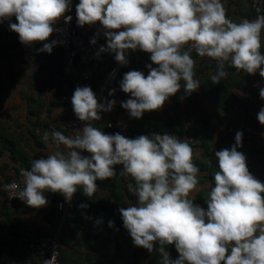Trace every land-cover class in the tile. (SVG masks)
<instances>
[{
  "label": "clouds",
  "instance_id": "clouds-1",
  "mask_svg": "<svg viewBox=\"0 0 264 264\" xmlns=\"http://www.w3.org/2000/svg\"><path fill=\"white\" fill-rule=\"evenodd\" d=\"M71 11L72 0H0V24L7 21L25 47L41 43L39 51L52 54L59 41L48 42L49 38L61 21L71 22L66 15ZM75 11L79 27L102 26L106 46L99 47L97 58L109 53L127 66L129 50L150 54L147 76L132 70L119 84L131 97L121 106L134 119L161 109L182 87L186 95L200 88L193 50L216 61L217 70L210 77L213 84L228 76L226 66L264 78V15L234 22L222 0H79ZM100 35L97 32L90 42L95 45ZM109 95L114 96L115 89ZM259 95L264 100V87ZM71 102L83 129L74 136L45 132L44 143L51 139L65 150L33 160L28 170H22L20 184H7V190L37 209L48 204L45 192L59 193L71 202L82 190L91 199L97 181L115 178V166L120 165L119 175L132 178L134 183L127 187L137 198L135 204L119 209L123 226L134 246L160 254V264H264V183L250 173L246 156L237 150L242 132L236 133L230 150L215 152L219 170L213 174L215 186L205 210L190 198L200 183V169L193 163L187 140L170 134L135 139L105 134L94 122L116 101L99 103L87 86L77 87ZM257 119L264 125V107ZM172 245L179 253L176 259L167 251ZM56 254L46 264H55Z\"/></svg>",
  "mask_w": 264,
  "mask_h": 264
},
{
  "label": "crops",
  "instance_id": "crops-1",
  "mask_svg": "<svg viewBox=\"0 0 264 264\" xmlns=\"http://www.w3.org/2000/svg\"><path fill=\"white\" fill-rule=\"evenodd\" d=\"M74 3L76 7L79 0H74ZM222 3L228 18L237 23L264 15V10L261 14L254 13L243 0H222ZM12 22L17 21L13 18ZM72 30L89 43L97 32L101 33L99 39L103 35L99 23L79 27L76 17ZM41 47V43L25 47L20 43L18 34L10 30L7 21L0 24V123L4 126L5 134L17 139L21 137L17 148L22 149L31 161L46 158L52 153L45 143L38 146L30 136L28 130L34 121H44L65 129V123H69L72 118L66 108L58 103L59 97L56 96V87L65 85L58 71L62 65L61 50L56 46L52 54H48L40 52ZM261 51L264 53V36ZM191 55L196 60L195 78L200 80V88L186 95L182 87L161 109L145 112L142 119L129 116V120L131 128L137 131L145 128L175 130L192 132L201 137V148L193 150V163L200 169V183L190 193V198L194 204L207 210L206 200L215 186L213 174L219 170L215 152L225 148L230 150L235 145L233 136L226 130L229 125L252 126V133L237 150L246 156L250 173L264 183V125L257 119L258 112L264 107V100L259 95L260 87H264V78L259 73L249 75L226 66L228 76L219 84H213L210 77L217 70L216 61L208 62ZM127 56L129 64L119 65L117 69L115 85L118 87L125 73L136 70L147 76V65L152 64L150 54L140 50L130 51ZM114 62L112 54L103 53L100 71H107ZM152 66L156 67L154 64ZM66 69L72 75L71 79L76 80L78 72ZM111 91L109 88L103 89L101 84L99 92L102 93V103L114 99L116 104L111 111L100 114L102 119L95 123L98 126H102L105 120L117 112L125 110L121 102L131 98L121 89L114 96L109 95ZM104 133L110 135L107 131ZM75 134L65 132L66 136ZM60 150L65 149L61 146ZM83 155L90 156L87 152H83ZM22 170H28V167L19 160H11L10 151L4 149L0 156V185L11 181L20 184ZM115 171V178L97 181L98 190L91 199L80 191L75 207L66 209L65 216L67 214L69 222L65 225L55 221L56 202L61 194L45 192L48 204L37 209L21 200L8 203L0 191V264H17L26 246V234H31L33 238L48 236L53 231L52 223L56 225L55 231L66 242L61 243L59 264H160V254L134 246L129 232L123 226L119 209L135 204L137 198L127 187L129 183H134L132 178L119 175L122 171L120 165L115 166ZM83 204L88 207L82 208ZM76 215L82 222V229L74 221ZM97 220L102 223L97 225ZM110 221L112 227L109 226ZM167 251L173 259L179 255L174 245L168 246Z\"/></svg>",
  "mask_w": 264,
  "mask_h": 264
},
{
  "label": "built area",
  "instance_id": "built-area-1",
  "mask_svg": "<svg viewBox=\"0 0 264 264\" xmlns=\"http://www.w3.org/2000/svg\"><path fill=\"white\" fill-rule=\"evenodd\" d=\"M243 1L247 2L251 10L256 14H261L264 10V0ZM66 15H70L72 17L71 22L65 23L61 21L59 24H57L56 28L58 29V31L49 38L48 42H51V40L59 41L57 46L61 49L62 64L65 67L74 69L76 63L80 65V71L77 74V79L68 89V92L60 97V101L63 102L64 105L72 106V96L77 87L87 86L93 90L92 80L96 73V69L101 57L100 55L99 58H97L96 53L101 45H106V38L102 35V37L97 41V43L93 45L92 43H88L82 36L73 32L72 26L76 17L74 0H72V11L66 13ZM130 51L131 50H129V52ZM191 54L208 62L215 61L208 57H199L194 50ZM119 65L120 64L117 63V65L114 66L106 74L104 80L102 81L103 89L109 88L111 90L115 89V92L120 91V88L115 85V79L117 76L116 74ZM101 95V92L96 95L99 103H102ZM129 116L130 115L127 110L119 111L114 114L111 118L109 117L107 120H105L100 130L103 132L107 131L110 133V135L120 133L121 135L129 139H135L136 137L141 135L151 137L153 134H170L178 137L181 141L187 140L188 143L192 146L193 150H196L200 147V140L197 137L186 134H179L172 130L158 131L145 128L141 131H133L131 128ZM95 123L96 121L94 122V124ZM67 127L70 133H76L75 131L83 129L84 122L78 120L75 113H73L72 118L68 123ZM226 130L228 134L233 136L235 143V135L238 131L243 133V140H245L248 135L252 133L253 128L250 124H238L230 125ZM52 131L59 130L55 125L47 124L46 126L36 127L35 135L40 137V139L42 140L43 134L45 132H48L50 134ZM45 144L48 146L49 150H51L52 153L56 150H60L61 148L60 146V148L58 149L57 146L51 141V139L48 143ZM10 183H12V181L4 182L0 185V191L3 193L8 203H12L14 200H20L18 199L15 192L9 191L5 188V185ZM68 204L69 202L66 200L56 202L57 210L62 212V217L60 220L62 223L65 218V212L68 207ZM25 239L26 246L19 259L17 260V264H46V261L48 259H51L53 252L57 253L55 264H59L58 259L61 247L59 232L54 233V235L52 236H43L40 238H33L31 234L27 233Z\"/></svg>",
  "mask_w": 264,
  "mask_h": 264
},
{
  "label": "trees",
  "instance_id": "trees-1",
  "mask_svg": "<svg viewBox=\"0 0 264 264\" xmlns=\"http://www.w3.org/2000/svg\"><path fill=\"white\" fill-rule=\"evenodd\" d=\"M87 41V40H86ZM88 42V41H87ZM89 43V42H88ZM106 46V45H105ZM60 49V48H59ZM61 50V49H60ZM102 56L103 54H101V57H100V60H99V63H98V66H97V69H96V73L93 77V92L97 95L100 91V88H101V84H102V81L104 80L106 74L114 67L117 65V62L113 63L112 66L105 72H102L100 71V66H101V60H102ZM214 62V61H213ZM70 69V68H69ZM74 69L79 72L80 71V65L78 63L75 64L74 66ZM71 70V69H70ZM58 71L61 75V77L63 78V81L65 82V85H58L56 87V96L59 97V100H58V103L63 106L64 108H66V111L68 112V115H70V117H72L74 111H73V107L72 106H69V105H64L63 102L60 101V97L64 94H66L68 92V89L72 86L73 82L75 81L74 78L71 79L72 75L70 74V72L66 69V67L62 64L60 65V67H58ZM116 81V79H115ZM63 82V83H64ZM48 123L44 122V121H40V120H35L34 123L32 124L31 126V129H29V134L30 136L35 140V144H37L38 146H41L43 144V141L40 139V137L36 136L35 135V128L36 127H40V126H46ZM68 123H65V126L66 128L65 129H61L60 127H57V129L62 132L63 134H65V132L67 131L68 132V127H67ZM232 125H236V124H232ZM95 127H98L99 129L102 128V126H98L97 124H94ZM230 126V125H229ZM228 128V127H227ZM226 128V129H227ZM146 129H150V128H146ZM132 130L133 131H137L136 129H133L132 127ZM153 130V129H151ZM172 131H175V130H172ZM179 134H186V135H191V136H195L197 137L199 140H200V147L201 148V145H202V139L199 135L195 134V133H192V132H179V131H175ZM230 135V134H229ZM11 136V137H10ZM7 135L4 133V126L0 123V156L3 152L4 149H8L10 151V159L13 160L14 162L19 160L23 166L25 167H28V169L30 168L31 166V159L28 155H26L22 149L20 148H17L18 144H20V139L21 137H19L18 139L15 138L14 136L12 135ZM112 184V183H111ZM114 185V184H113ZM112 185V186H113ZM80 191H78L71 202H69L68 204V210H71L75 207V204L77 202V200L79 199L80 197ZM59 201H63L65 200V198L63 196H60L58 197ZM58 202V201H57ZM61 217H62V212L58 211L57 210V216L55 218V221H57V223L61 220ZM48 221H50L48 219ZM74 221L77 223V227L78 228H83V225H82V222L79 221V218H77V215L75 216L74 218ZM67 222H69L68 218H67V214L64 218V221H63V224L65 225ZM81 222V223H80ZM55 226V227H54ZM51 227L53 228V231L51 232V234H49L48 236H52L54 235V232H56V225H54V223L51 224ZM66 243L65 241H63V239H60V244L61 243ZM61 253V252H60ZM59 253V255H60Z\"/></svg>",
  "mask_w": 264,
  "mask_h": 264
},
{
  "label": "rangeland",
  "instance_id": "rangeland-1",
  "mask_svg": "<svg viewBox=\"0 0 264 264\" xmlns=\"http://www.w3.org/2000/svg\"><path fill=\"white\" fill-rule=\"evenodd\" d=\"M29 129H31V127L29 128ZM73 134H75V133H73ZM74 136V135H73ZM82 155H83V153H81ZM60 239H62L61 237H60Z\"/></svg>",
  "mask_w": 264,
  "mask_h": 264
}]
</instances>
